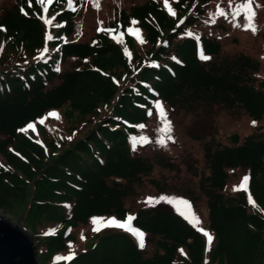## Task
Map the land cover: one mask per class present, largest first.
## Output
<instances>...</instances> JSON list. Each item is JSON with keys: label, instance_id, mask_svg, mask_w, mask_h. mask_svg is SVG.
I'll return each mask as SVG.
<instances>
[{"label": "trees", "instance_id": "16d2710c", "mask_svg": "<svg viewBox=\"0 0 264 264\" xmlns=\"http://www.w3.org/2000/svg\"><path fill=\"white\" fill-rule=\"evenodd\" d=\"M212 1L169 0L173 16L164 0H99V6L73 0L75 10L54 0L55 20L46 25L36 0L31 7L29 0H0L6 29L0 30V206L24 196L27 181L35 180L27 223L40 260L51 264L53 255L70 249L73 259L54 264H261L253 256L264 253V60L243 50L221 52L219 33L229 19L211 22ZM90 7L101 10L93 21ZM132 20L142 49L127 31ZM113 28L123 33L121 41L106 31ZM259 35L264 41V29ZM201 51L211 59H201ZM156 101L242 112L256 121L249 132H231L228 141L200 137L201 167L190 169L182 188L192 210L205 205L199 224L159 204L127 205L144 184L169 187L154 170L171 162L141 152L139 143L132 148ZM50 110L65 116L52 136L38 133L42 142L20 131ZM51 125L44 129L52 132ZM231 175H248V190L226 192ZM128 214L145 233L143 249L125 229L90 227L93 217L123 220ZM199 226L212 235L210 245ZM81 228H88L84 238L76 234Z\"/></svg>", "mask_w": 264, "mask_h": 264}, {"label": "rangeland", "instance_id": "374dc122", "mask_svg": "<svg viewBox=\"0 0 264 264\" xmlns=\"http://www.w3.org/2000/svg\"><path fill=\"white\" fill-rule=\"evenodd\" d=\"M236 2H238V0H233V5H235ZM211 4L212 5L209 14L216 12L217 5H220L222 8H224L226 12H229V14L227 15V18L229 20L228 22H226V25L228 26L227 29L223 31H220L221 29L219 30L221 52L232 54L238 50H243L253 56L260 58L261 60H264V41L259 35V32L264 29V0H254L253 7L256 11L255 23L257 26V32L255 34H253L250 30H245L243 28V16L238 17L236 20L232 18L230 10L228 8V0H213ZM256 4H259L260 7L257 8ZM64 6L67 8H72L73 4L70 7L68 4V0H65ZM51 13L52 4L49 6L48 18H51ZM95 15H101V10L98 7H90L87 11V18H91V21H93ZM220 17L222 16H215L214 19L217 20ZM89 19L86 20V22H89ZM232 22L234 24H232ZM237 23L241 24V26L236 27L235 25ZM113 29H115L116 31H107L108 34L121 41L123 39V36L120 35L122 33L121 30L119 28ZM211 29L217 30L215 25H212ZM132 37L135 46L142 49V44L140 40H138L135 35H132ZM4 42L5 38L1 37L0 44L2 45L4 44ZM122 47L125 49V46L123 44ZM260 73L264 74V68L260 70ZM162 104L167 112V118L172 123L171 135L173 137V140L168 141L166 147H161L158 143H156L157 138L161 135V133H159L157 129L160 128L162 125L155 108L152 116L148 119L147 123L145 124L144 132L140 135L147 136L151 142L140 144L139 146L141 152L151 156L161 154L171 162L172 166H170L169 169H167V167L162 168L157 166L154 170V174L157 177H161L167 180V182L169 183V187L162 190H156L149 184H144L138 187L136 192L130 197H128L126 201L127 205L131 208H136L137 206L147 204L145 203V200L148 197L159 198L160 196H167L185 199L182 193L183 181L189 180L191 178L190 169L192 167H196L197 169L201 167L202 163L200 137H209L210 135H214L220 140L228 141V136L231 132L236 131L240 134H244L252 130L256 125H253L252 123L254 120L250 119L246 114L242 112H228L222 109H218L216 107H205L201 104L192 110H183L164 103ZM51 112L58 113L59 118L50 116L49 113ZM41 120H43V123L40 122ZM63 120H65V116L61 111L57 112L55 110H50L37 122L32 123L34 125L32 129H27L23 132L28 135L30 134L34 138L42 141V139L37 134L43 132L46 133L48 136H52L58 129H60L58 128V126H55L56 122L61 123V126H63ZM49 123L54 125L49 126L51 129H54L52 132H50L48 128H46V130L44 129L45 125H48ZM242 178V175L238 176L236 179L235 175H231V182L229 181L230 184L228 183L226 192H230L232 191V188L234 189V187H238L242 181ZM34 181L35 180L27 181V192L24 194V196L11 197L5 201L4 206H0V210L4 214H6L10 219L17 220V222L23 225L29 231L30 234L32 232V227L27 223V221L31 220L32 209H28V201L32 199L35 193ZM155 204H159L161 206L177 210L175 205L169 204L165 201H161ZM193 211L197 216H199V211L203 214L205 212L204 203L200 202L199 205H197V207L194 208ZM129 215L131 214H128L127 217ZM112 217L113 216H108L106 217V219ZM127 217L124 220H126ZM37 226L38 228H41L40 224H38ZM90 227H94L93 223ZM199 228L201 229L203 227L199 226ZM203 229L206 230L205 228ZM49 231L51 230H44L45 233ZM85 233L86 235H88V228H81L79 231L76 232V234L79 236H84ZM70 254H72V251H70L69 249V251L64 254L53 255L51 259V264L57 263V261L61 260L57 259L58 257H66ZM260 256L261 253H257L255 256H253L254 263L258 262L260 259L261 264H264V253L261 257ZM38 261L40 264H49L47 261L40 260V258H38Z\"/></svg>", "mask_w": 264, "mask_h": 264}, {"label": "snow or ice", "instance_id": "6c2138e0", "mask_svg": "<svg viewBox=\"0 0 264 264\" xmlns=\"http://www.w3.org/2000/svg\"><path fill=\"white\" fill-rule=\"evenodd\" d=\"M54 0H36L37 4H40L43 8L44 15L41 16V19L44 20L46 25H52L53 21L55 20V17L53 16L52 18H48V11H49V6L53 4ZM32 0H29V7H31ZM68 4L71 7L73 4V0H68ZM165 7L168 9L169 13L173 16H175V11L170 7L169 5V0H164ZM254 0H238V2L233 5V0H228V8L230 10L231 16L234 20H236L238 17L243 16L244 23H243V28L245 30H250L253 34L257 32V26L255 23L256 20V11L255 8L253 7ZM97 6H99V0H97ZM256 7H260L259 4H256ZM72 10H75V8H72ZM22 12H24V9H21ZM25 15H27L26 12H24ZM229 12H226L224 8H222L220 5L216 6V12L215 13H210V16H227ZM212 23H215V19L213 18ZM102 23V22H101ZM183 23V21H181ZM138 24V21L132 20L131 25L127 31L131 35H135L138 40H140L141 43H143V38H142V33L140 29L135 28L134 26ZM236 27H240L241 24L237 23L235 25ZM0 30H5L3 26H0ZM98 30H104V29H98ZM106 31L109 32H115V29H107ZM191 35V33H189ZM123 36V33L120 34ZM53 36L51 34H48L46 36V40H52ZM3 50L2 45H0V51ZM48 52L47 46L44 48V50L40 54V59L44 58V54ZM126 54H128V50L125 49ZM201 59L203 60H209L211 57L204 55L203 52L201 51ZM57 72L60 71V68L57 67L55 69ZM155 108L157 111V115L160 119L161 122V127L157 129L161 135L157 138L156 143H158L161 147H166L168 141H172L173 137L171 135L172 133V123L171 121L167 118V112L163 106V104L160 101H156L155 103ZM149 115L152 114L151 110L148 113ZM50 116L59 118L58 113L56 112H51L49 113ZM43 123V120L40 121ZM253 125L256 124L255 121L252 122ZM34 125L32 123H29L25 129H20V131H26L27 129H32ZM141 129L145 127V125H138ZM71 139V137H69ZM133 143H132V148L135 151L137 144H145V143H150V139L147 136H139V137H132L131 138ZM250 177L248 175H245L242 178V181L238 187H234L233 190H248V184H249ZM161 201H165L169 204H173L176 206L177 211L180 213L181 216H183L185 219H188L190 223L194 224H199L200 219L199 217L195 214V212L192 210V204L190 201L184 198H177V197H167V196H160L159 198H153V197H148L145 200V203L149 205H153L155 203H159ZM248 202L250 204H254V200L252 196L249 194L248 196ZM182 206V208H181ZM135 217L132 215H129L126 220H117L115 217L112 218H103V217H93L92 218V223L94 225L93 231L98 232L101 230V227H116V228H121V229H126L128 232L133 234L137 241H138V246L143 249L145 247V233L137 228L132 227L131 221L134 220ZM204 233V235L207 237L209 245L211 244L213 237L210 233H208L206 230L203 228L200 229ZM82 238H84L82 236ZM74 253L70 254L69 256L66 257H58L57 259H65V260H71L74 258ZM207 264V262H206Z\"/></svg>", "mask_w": 264, "mask_h": 264}, {"label": "water", "instance_id": "95a60500", "mask_svg": "<svg viewBox=\"0 0 264 264\" xmlns=\"http://www.w3.org/2000/svg\"><path fill=\"white\" fill-rule=\"evenodd\" d=\"M0 264H40L29 231L1 210Z\"/></svg>", "mask_w": 264, "mask_h": 264}]
</instances>
